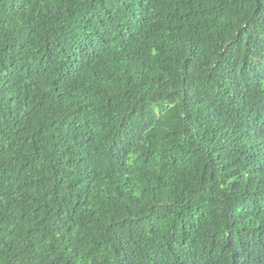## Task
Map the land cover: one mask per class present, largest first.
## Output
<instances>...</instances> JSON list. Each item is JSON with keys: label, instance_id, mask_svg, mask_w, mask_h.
Wrapping results in <instances>:
<instances>
[{"label": "trees", "instance_id": "16d2710c", "mask_svg": "<svg viewBox=\"0 0 264 264\" xmlns=\"http://www.w3.org/2000/svg\"><path fill=\"white\" fill-rule=\"evenodd\" d=\"M0 264H264V0H0Z\"/></svg>", "mask_w": 264, "mask_h": 264}]
</instances>
